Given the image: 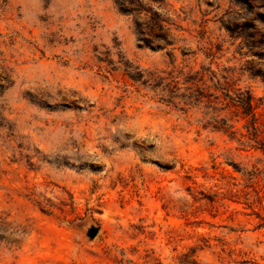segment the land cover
Segmentation results:
<instances>
[{"label":"rangeland","instance_id":"1","mask_svg":"<svg viewBox=\"0 0 264 264\" xmlns=\"http://www.w3.org/2000/svg\"><path fill=\"white\" fill-rule=\"evenodd\" d=\"M246 1L0 0V264H264V154L210 127L208 70L264 112Z\"/></svg>","mask_w":264,"mask_h":264},{"label":"trees","instance_id":"2","mask_svg":"<svg viewBox=\"0 0 264 264\" xmlns=\"http://www.w3.org/2000/svg\"><path fill=\"white\" fill-rule=\"evenodd\" d=\"M244 2L248 3L246 0H244ZM254 29L255 28L251 26V31H254ZM150 34L151 32L148 35ZM255 37L256 36L253 32L244 36L246 39L245 43H249L247 44L248 54H251L258 59H262L264 57V34H260V38L258 40H256ZM142 40L147 42L145 38H142ZM164 45H168L167 42H164ZM161 47L162 46L157 45L155 46V49H160ZM210 64H212V62ZM222 70L224 69H220L218 72L208 70L210 75L208 81L212 83L211 88L218 91V95L215 98L217 99V104L222 107L221 111L226 113L223 118L218 114L214 116V124L210 125V127L215 131H221L228 134V136L233 137L238 143L249 144L251 148L259 150L262 154H264V112L260 114L255 112L256 108L253 107L252 97L249 93L232 90L231 86L228 84V76L219 73ZM252 75H259L264 78V74L259 72H254ZM130 77L131 79L141 80L143 79V74L141 72H137V78H134L132 75H130ZM145 82L148 83V81ZM193 96L194 95L189 94L186 101L192 100ZM205 98L207 99V97ZM182 104L189 105L186 104V102H182ZM243 119H245V124L242 127L245 131L244 133L235 130L234 125L231 124L233 122L236 124L238 121L240 122ZM235 134H238L239 138H236Z\"/></svg>","mask_w":264,"mask_h":264},{"label":"water","instance_id":"3","mask_svg":"<svg viewBox=\"0 0 264 264\" xmlns=\"http://www.w3.org/2000/svg\"><path fill=\"white\" fill-rule=\"evenodd\" d=\"M88 235H89L90 238L95 237V235H96V230H90L89 233H88Z\"/></svg>","mask_w":264,"mask_h":264}]
</instances>
